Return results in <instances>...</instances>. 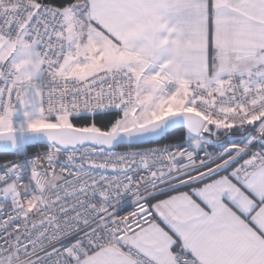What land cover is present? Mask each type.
<instances>
[{
	"label": "snow or ice",
	"instance_id": "1",
	"mask_svg": "<svg viewBox=\"0 0 264 264\" xmlns=\"http://www.w3.org/2000/svg\"><path fill=\"white\" fill-rule=\"evenodd\" d=\"M0 151V264H264V0H0Z\"/></svg>",
	"mask_w": 264,
	"mask_h": 264
},
{
	"label": "built area",
	"instance_id": "2",
	"mask_svg": "<svg viewBox=\"0 0 264 264\" xmlns=\"http://www.w3.org/2000/svg\"><path fill=\"white\" fill-rule=\"evenodd\" d=\"M157 145H154V146H146L144 148H148V147H156ZM125 149L123 148H119L117 149V151H124ZM48 151V148L47 149H44V150H40V151H37V152H34V153H30L28 152L26 149H25V153L27 155V157L29 158H33L37 155H41L43 156L44 153H46ZM210 151V149H209ZM24 155H17L16 153L12 154V157L9 158V159H1L0 158V164H4V163H7V162H23L24 160ZM67 159V154L66 153H61L59 155V161L60 162H65ZM57 171H59V169H57ZM132 208V204L130 202V197L128 198V202L124 205V208L122 209V214H125L127 211H130Z\"/></svg>",
	"mask_w": 264,
	"mask_h": 264
},
{
	"label": "trees",
	"instance_id": "3",
	"mask_svg": "<svg viewBox=\"0 0 264 264\" xmlns=\"http://www.w3.org/2000/svg\"><path fill=\"white\" fill-rule=\"evenodd\" d=\"M100 122L98 121V124ZM146 146H154L153 144H146V145H142V147H146ZM48 148V145L46 144H37V145H32L30 147H27L26 150L30 153H34V152H37V151H40V150H44V149H47ZM12 155H0V158L1 159H9L11 158Z\"/></svg>",
	"mask_w": 264,
	"mask_h": 264
},
{
	"label": "water",
	"instance_id": "4",
	"mask_svg": "<svg viewBox=\"0 0 264 264\" xmlns=\"http://www.w3.org/2000/svg\"><path fill=\"white\" fill-rule=\"evenodd\" d=\"M37 144H46L47 145V143H45V142H43V141H41V142H37V143H34V144H30V145H28L27 147H30V146H32V145H37ZM147 143H145L144 145H146ZM26 147V148H27ZM12 154H14L13 152H6V151H0V155H12Z\"/></svg>",
	"mask_w": 264,
	"mask_h": 264
},
{
	"label": "crops",
	"instance_id": "5",
	"mask_svg": "<svg viewBox=\"0 0 264 264\" xmlns=\"http://www.w3.org/2000/svg\"><path fill=\"white\" fill-rule=\"evenodd\" d=\"M212 149L210 148V151H211Z\"/></svg>",
	"mask_w": 264,
	"mask_h": 264
}]
</instances>
